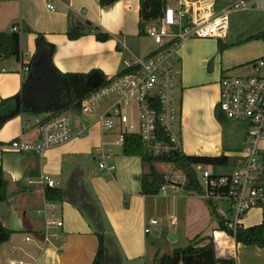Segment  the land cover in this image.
Listing matches in <instances>:
<instances>
[{
  "label": "crops",
  "instance_id": "crops-1",
  "mask_svg": "<svg viewBox=\"0 0 264 264\" xmlns=\"http://www.w3.org/2000/svg\"><path fill=\"white\" fill-rule=\"evenodd\" d=\"M49 3L53 5V11L47 8ZM169 5L175 6V1ZM246 15L249 18L250 14ZM138 20L139 0H119L105 8L99 6L98 0H0V32H10L16 27L19 34L26 36V48L19 62L0 61V121L17 108L13 97L20 91L25 76L23 67L35 50L37 33L55 47L52 64L58 71L87 73L97 70L109 79L152 50L139 57L138 41L145 34H139ZM97 31L107 33L110 38L104 42L96 41L94 34ZM70 32H79L81 36L70 40L67 37ZM218 41L212 38L188 39L178 48L174 65L179 71L176 97L181 108L182 153L189 156L223 155L228 164L229 157L236 151L234 167L241 156L239 151L241 153L244 145L247 124L238 130L231 124L241 121L221 122L218 119V116L224 119L217 107L218 81L221 75H230L240 68L242 62L222 59ZM263 56L264 53L260 57ZM250 62L245 65L249 66ZM112 102V98L105 99L88 113L80 112L77 107L64 112L71 122L72 138L43 154L0 149V168L7 182L6 199L0 204V223L12 232L9 240L0 246V264L12 261L23 264H91L97 250V234L114 241L118 264H154L157 254L151 257L148 235L151 232L159 235V229L149 226L152 230L149 234L144 230L149 220L160 213V199L172 200V207L177 209H181L185 202L186 209L193 203L191 221L185 223V240L215 236L217 222L213 225L210 222L204 202L193 201L201 199L199 195L182 190L184 180L169 181L170 194L165 193L169 186L163 187L161 195L140 194V158L123 155L122 146L116 143L123 125L117 123L113 130L103 131L97 123L98 114L108 109ZM46 117L29 114L8 117L0 125V146L14 139L29 143L37 141L38 122ZM82 125H89L88 132L78 136L76 132ZM210 127L227 132L229 145L236 149L232 153L222 150L213 154L202 147L201 133ZM100 146L110 151L109 158L104 161L105 168L98 167L99 160L93 154ZM44 174L49 175L54 188L62 192L60 201H52L53 208L49 207L45 190L38 183ZM262 180L264 186L263 166ZM254 211L262 220L260 210H252L244 224L255 216ZM52 213L54 218L51 219ZM172 218L175 223L172 224L170 219V224L176 226L177 219ZM50 220L61 221L62 225L50 229L45 240V225ZM209 228L211 232L207 233ZM177 238L175 236L172 241ZM227 247L225 256L234 258L236 264H264V248L234 241ZM170 248L172 252L180 247L172 245Z\"/></svg>",
  "mask_w": 264,
  "mask_h": 264
},
{
  "label": "built area",
  "instance_id": "built-area-1",
  "mask_svg": "<svg viewBox=\"0 0 264 264\" xmlns=\"http://www.w3.org/2000/svg\"><path fill=\"white\" fill-rule=\"evenodd\" d=\"M217 3V0H176L175 6L168 4L162 17L144 28L145 36L153 45L152 50L145 57L130 62L125 72L107 79V84L86 96L80 103V112H91L99 103L112 98L109 108L98 114L97 123L103 131L113 130L117 123L123 125L117 144L122 145L124 134H135L140 138L144 151L154 157L183 154L181 108L175 95L179 71L174 65L180 44L194 38L225 40L233 14L264 15V0ZM47 8L54 10L50 3ZM11 32H17V28L13 27ZM248 65L250 74H223L218 81L217 107L223 117L247 123L241 156L231 172L219 173L212 165H202L205 169L200 180L197 178L201 187L200 198L223 221L225 228L218 230L213 237L215 255L219 259L232 258L225 256L227 244L234 241L238 230L246 227L244 219L250 211L260 210L262 218L264 216L260 149L264 142V56ZM27 70L25 65L23 71ZM37 127V141L29 143L14 139L0 149L21 154H43L72 138L71 122L65 113L39 121ZM88 129L89 125H82L76 135L83 136ZM93 154L99 160L98 167L105 168L104 161L109 158L110 151L100 146L94 149ZM38 183L44 190L55 187L47 174L42 175ZM222 205H225L224 209L220 207ZM49 207H54L50 201ZM50 217L54 218V214ZM171 223H175L173 218ZM156 224L155 218L150 219L144 232L149 234V226ZM61 225V221L46 222L44 239L47 240L50 229ZM9 264L23 263L12 261Z\"/></svg>",
  "mask_w": 264,
  "mask_h": 264
},
{
  "label": "trees",
  "instance_id": "trees-1",
  "mask_svg": "<svg viewBox=\"0 0 264 264\" xmlns=\"http://www.w3.org/2000/svg\"><path fill=\"white\" fill-rule=\"evenodd\" d=\"M119 0H98L101 8L108 7ZM171 1L176 0H139L138 29L142 36L145 25L162 17L165 7ZM246 14H240V19H246ZM234 29V25L231 26ZM81 36L79 32L67 33L70 40ZM96 41H107L110 36L107 33L95 32ZM260 37V36H257ZM26 48V36L18 32H0V61L14 60L19 62ZM217 48L221 52L225 45L217 42ZM55 47L45 41L42 34L35 37V50L27 65L28 70L22 80L20 91L13 97L17 101V108L8 117L18 114L47 115L49 120L68 111L73 107H80L81 101L108 83L103 73L92 70L87 73H62L52 64V56ZM122 70L119 74L125 72ZM221 122L222 119L218 116ZM121 152L126 156L140 158L142 174L140 178V194L142 196H156L169 181L165 174L156 169V165H173L184 176L182 189L189 193L199 195L201 187L198 183L194 168L197 165H212L214 167L227 164V158L219 156H189L174 154L163 157H154L146 153L142 147L140 138L135 134H124ZM7 182L0 168V204L6 199ZM46 201H60L62 192L59 189L50 188L44 191ZM217 230H225L223 221L215 216ZM12 232L5 229L0 223V246L6 243ZM97 250L91 264H108L106 257L105 239L97 234ZM236 244L256 246L264 248V216L257 225L245 227L236 232L234 236ZM157 264H236L234 258L219 259L215 255L213 238L209 236H196L183 248L163 254L158 258Z\"/></svg>",
  "mask_w": 264,
  "mask_h": 264
},
{
  "label": "rangeland",
  "instance_id": "rangeland-1",
  "mask_svg": "<svg viewBox=\"0 0 264 264\" xmlns=\"http://www.w3.org/2000/svg\"><path fill=\"white\" fill-rule=\"evenodd\" d=\"M231 0H217L218 5H222L225 2H228ZM240 14H233L230 17V23H229V31L227 34V37L225 40H220L221 43L225 45V48L220 52L222 54V59L230 60V61H238L242 62L240 63V68H238L236 71H233L230 73V75L234 76H241V75H248L250 74V68L249 66L245 65V63L256 60L260 58L262 53H264V15L262 13H254L250 14L249 18L246 16V19H240ZM232 25H234V29H232ZM262 33V36L257 37ZM209 39V38H206ZM139 57H141L145 52H149L153 45L151 43V40L146 37L142 36L139 39ZM178 92L176 90L175 95H177ZM231 124V123H230ZM246 122H239L231 124L235 127V129L241 130L245 128ZM203 138L204 147L207 149L210 153H220L222 150L229 151V153H232L236 148H232L230 144L229 136L227 135V132L222 131L220 129H215L213 127H210L209 129H206L205 132L201 133V136ZM260 149L262 152V159L264 163V143L260 144ZM238 152V151H237ZM239 151V155H240ZM236 159V151L231 154L229 157V163L224 166H218L215 167V171L219 173H228L231 172L233 168V164ZM264 168V164H262ZM156 169L165 174L168 181H176L181 182L184 180L183 174L176 169L173 165H165V164H158L156 165ZM205 167L202 165H197L194 168L195 174L197 178L200 180V174L202 170H204ZM169 184V183H168ZM166 188L165 193H172V189L170 185ZM171 190V191H170ZM183 190V189H182ZM184 191V190H183ZM182 192V191H180ZM185 192V191H184ZM162 193H159L161 195ZM180 194V193H179ZM161 206L159 209V214L155 215V219L158 221V225H154L152 229L157 228L159 229V235H154L153 232H151L148 235V243L151 248V257H155V263L157 264L158 258L163 254L170 253V247L172 245H175L176 247L183 248L188 244L189 239L185 240L184 238V231H185V223L188 221H191V215L194 212L193 211V203H191L190 207L188 206V210L186 209V202L183 205L181 209H177V207H172V200L170 199H160ZM201 199H193V201L198 202ZM205 203V202H204ZM206 204V203H205ZM208 210L209 220L213 224H215V213L208 207V205H205ZM221 208H225V205L220 206ZM186 210V211H185ZM255 216L251 217L247 222H245V225H256L260 223L261 219L259 218V214H257L256 211ZM172 217H176L177 224L176 226H172L170 224V219ZM163 227V228H162ZM182 229V230H181ZM151 230V227H150ZM177 231V233H174V231ZM152 231V230H151ZM210 233V228L207 230V233ZM174 235L178 236L177 240H170L169 236ZM105 244H106V257L108 264H118L116 260H119L115 254H117L116 244L110 237L105 238ZM112 249V250H111ZM114 253V256L111 255Z\"/></svg>",
  "mask_w": 264,
  "mask_h": 264
},
{
  "label": "water",
  "instance_id": "water-1",
  "mask_svg": "<svg viewBox=\"0 0 264 264\" xmlns=\"http://www.w3.org/2000/svg\"><path fill=\"white\" fill-rule=\"evenodd\" d=\"M169 239H171V240H172V239H175V236H174V235H170V236H169Z\"/></svg>",
  "mask_w": 264,
  "mask_h": 264
}]
</instances>
